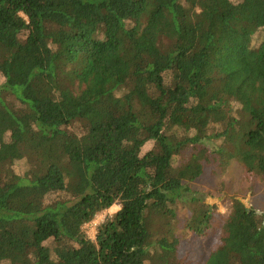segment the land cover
<instances>
[{"label":"trees","instance_id":"trees-1","mask_svg":"<svg viewBox=\"0 0 264 264\" xmlns=\"http://www.w3.org/2000/svg\"><path fill=\"white\" fill-rule=\"evenodd\" d=\"M233 164L264 187V0H0V264H264L178 193Z\"/></svg>","mask_w":264,"mask_h":264},{"label":"rangeland","instance_id":"rangeland-1","mask_svg":"<svg viewBox=\"0 0 264 264\" xmlns=\"http://www.w3.org/2000/svg\"><path fill=\"white\" fill-rule=\"evenodd\" d=\"M127 174H122V182L126 181ZM245 172L237 164L231 165L226 174L209 175L208 173L193 185L192 192L179 191L178 193L186 197H195L208 206L209 213L219 221L238 222L244 226L250 224V215L262 217L260 227L264 226V187L258 183L246 180ZM222 197L237 201L235 214L230 219L219 218L206 197ZM245 203V204H244ZM247 205V206H245ZM121 208V207H120ZM198 248L196 253L200 252Z\"/></svg>","mask_w":264,"mask_h":264},{"label":"built area","instance_id":"built-area-1","mask_svg":"<svg viewBox=\"0 0 264 264\" xmlns=\"http://www.w3.org/2000/svg\"><path fill=\"white\" fill-rule=\"evenodd\" d=\"M119 205L108 207L100 212H97L94 217L87 222L82 229V237L90 241L93 245L97 246V238L100 229L103 225L111 219L114 214L121 208Z\"/></svg>","mask_w":264,"mask_h":264},{"label":"bare ground","instance_id":"bare-ground-1","mask_svg":"<svg viewBox=\"0 0 264 264\" xmlns=\"http://www.w3.org/2000/svg\"><path fill=\"white\" fill-rule=\"evenodd\" d=\"M206 199L219 218L230 219L234 216L237 201H234L233 199L227 198L225 196H209L206 197Z\"/></svg>","mask_w":264,"mask_h":264},{"label":"water","instance_id":"water-1","mask_svg":"<svg viewBox=\"0 0 264 264\" xmlns=\"http://www.w3.org/2000/svg\"><path fill=\"white\" fill-rule=\"evenodd\" d=\"M205 203V202H204Z\"/></svg>","mask_w":264,"mask_h":264}]
</instances>
